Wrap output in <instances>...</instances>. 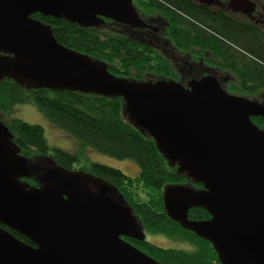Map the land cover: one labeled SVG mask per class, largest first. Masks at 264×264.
<instances>
[{
  "label": "water",
  "instance_id": "obj_1",
  "mask_svg": "<svg viewBox=\"0 0 264 264\" xmlns=\"http://www.w3.org/2000/svg\"><path fill=\"white\" fill-rule=\"evenodd\" d=\"M211 6L214 0H194ZM253 0H229L251 16ZM39 13L98 28L105 20L157 29L132 0H0V80L27 90L73 91L121 98L130 121L191 183L164 188L166 215L208 242L220 264H264V101L232 95L207 75L186 86L173 80L117 78L89 56L59 44ZM33 178L38 187L23 179ZM208 220H190L192 209ZM0 264H161L124 240L146 241L144 229L116 186L51 158L20 153L0 120Z\"/></svg>",
  "mask_w": 264,
  "mask_h": 264
},
{
  "label": "trees",
  "instance_id": "obj_2",
  "mask_svg": "<svg viewBox=\"0 0 264 264\" xmlns=\"http://www.w3.org/2000/svg\"><path fill=\"white\" fill-rule=\"evenodd\" d=\"M132 1L142 19L159 33L132 30L116 23L85 28L39 13L31 18L50 26L59 44L89 56L117 78L183 83L172 62L164 56L175 50L188 63H198L200 77L209 71L216 72L232 95L264 100V26L219 6L208 7L192 0ZM253 1L264 5V0ZM144 37L149 38L150 44L140 40ZM20 104L34 105L54 127L74 138L81 152L89 148L115 159L132 160L140 170L135 178L100 164H93L91 170L117 187L145 232L165 235L190 249H164L148 241L124 238L127 242L161 264H220L208 242L169 219L164 209L166 186L190 185L200 189L201 185L191 183L168 164L154 140L130 121L123 99L73 91L27 90L11 79L0 80V120L11 132L21 155L31 161L49 157L67 169L78 162L81 154L49 146L41 126L12 117ZM252 122L264 130L261 118H253ZM84 170L88 171V167ZM33 180L28 182L35 185ZM188 217L197 221L210 218L202 208L192 209ZM0 228L33 245L8 227L0 224Z\"/></svg>",
  "mask_w": 264,
  "mask_h": 264
},
{
  "label": "rangeland",
  "instance_id": "obj_3",
  "mask_svg": "<svg viewBox=\"0 0 264 264\" xmlns=\"http://www.w3.org/2000/svg\"><path fill=\"white\" fill-rule=\"evenodd\" d=\"M261 6H263L264 9V5ZM261 26H264V24L260 25V27ZM164 56L169 59L176 58L179 60L181 59L182 61L184 60V57L181 54L178 55V53L176 52L175 53L169 52L168 56L167 55ZM182 64L184 65V63ZM154 80H158V79L152 78V81ZM257 101L261 102L262 100H257ZM15 109L16 110L12 114V117L18 118L31 125H39L44 129L45 138L49 146L61 149L69 153L81 154L82 156L79 155V158L82 159L80 163L82 164V166H84L83 168H87L89 164L92 163V164H100L109 167L111 169L119 170L122 173L130 176L131 178H135L139 175L140 170L132 160L115 159L89 148L84 149L81 152L77 141L71 136H69L67 133H65L63 130L54 127L34 105L20 104L17 105ZM145 235H146V241L164 249H182V250L190 249L187 245L173 241L167 238L165 235L152 234L149 232H145Z\"/></svg>",
  "mask_w": 264,
  "mask_h": 264
},
{
  "label": "flooded vegetation",
  "instance_id": "obj_4",
  "mask_svg": "<svg viewBox=\"0 0 264 264\" xmlns=\"http://www.w3.org/2000/svg\"><path fill=\"white\" fill-rule=\"evenodd\" d=\"M193 2H196V3H199V2H197V1H194V0H192ZM133 2V1H132ZM228 2H229V0H214V4H212L211 6H208V7H221V8H224V9H226L227 11H229L231 14H233V15H238L239 16V18H245V19H247V20H249V22H251V23H255L256 25H258V24H260V25H262V24H264V9H263V6H261V5H259V4H257L256 3V6H255V10H254V12H252V14H251V16L249 15V14H244V13H233V12H231L230 10H228ZM200 5H204V4H201V3H199ZM133 6H134V4H133ZM204 6H207V5H204ZM137 10V12H138V14H139V17L142 19V17H141V14H140V12L138 11V9H136ZM143 20V22L146 24V25H148V26H150V27H152L150 24H148L147 23V20L146 19H142ZM112 23H114V22H111V21H109V20H105V23L102 25V26H107V27H110L111 26V24ZM117 24V23H116ZM118 25H120V24H118ZM122 26H124V25H122ZM127 27V26H126ZM129 28V27H128ZM154 29H157L156 27H153ZM129 29H131V28H129ZM132 30H139V29H132ZM143 30H147V31H151V30H149V29H143ZM158 30V29H157ZM153 32H155V31H153ZM155 33H159V30L157 31V32H155ZM148 37H144V38H141L140 40L143 42V43H146V44H150L149 43V41H148ZM162 40L163 41H166L167 39H166V37H162ZM169 52H171V53H178V55H179V52H177V51H175V50H169ZM169 52H168V54H169ZM168 54L167 53H165V55H167L168 56ZM169 59V58H168ZM171 62H172V65L174 66V68H175V70H176V73L179 75V77H181L183 80V83H182V85H185L186 86V84L189 82V81H191V80H199V79H201L202 77H200L199 75H200V72H199V69H200V67H199V65H198V63H195V62H191V63H188L187 61H185V60H179V59H176V58H170L169 59ZM184 63V65L182 64V63ZM207 75H213V76H215L216 78H217V80H218V82L220 83V85L222 86V88L223 89H225V87H223V85L221 84V82H220V80L218 79V75H217V73L216 72H211V71H209L208 72V74ZM206 75V76H207ZM194 77H198V78H194ZM200 77V78H199ZM204 77V76H203ZM226 90V89H225ZM264 100H262L261 102H263ZM255 118H261V117H255ZM263 121H264V118H261ZM53 154V153H52ZM82 156V155H81ZM46 158H49V157H46ZM50 159V158H49ZM51 160H53L52 158H51ZM54 161V160H53ZM82 161V159H78V162H74V163H72V164H70L69 166V168H67L68 170H70V171H83L84 173H87V174H91V175H93V176H96V175H94L93 173H92V170H91V166L93 165L92 163H90L89 164V166H88V171H86V170H84L85 168H83L84 166H82V164L80 163ZM55 162V161H54ZM56 163V162H55ZM171 167H174V166H171ZM126 175V174H125ZM127 177H130V176H128V175H126ZM97 178H101V177H99V176H96ZM30 179H33V178H30ZM30 179H23V181L24 182H27L28 184H30L28 181L30 180ZM103 179V178H102ZM34 182H35V185H32V184H30L31 186H35V187H38V184H37V181L34 179L33 180ZM104 181H106V180H104ZM106 182H109V181H106ZM8 229H10V228H8ZM12 230V229H11ZM128 239V238H127ZM125 240V239H124ZM126 241V240H125ZM127 242V241H126ZM129 243V242H128ZM129 244H131V243H129ZM132 245V244H131ZM156 246V245H155ZM158 247V246H157ZM159 248H161V247H159Z\"/></svg>",
  "mask_w": 264,
  "mask_h": 264
}]
</instances>
